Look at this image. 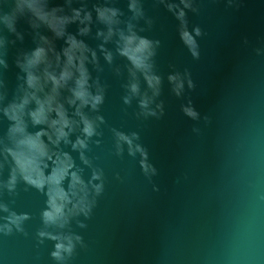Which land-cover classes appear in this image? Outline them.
I'll return each mask as SVG.
<instances>
[{"label":"water","instance_id":"water-1","mask_svg":"<svg viewBox=\"0 0 264 264\" xmlns=\"http://www.w3.org/2000/svg\"><path fill=\"white\" fill-rule=\"evenodd\" d=\"M141 3L146 19L136 30L159 41L160 92L149 105L156 115L141 114L143 94L152 96L142 74L141 95L124 103L130 63L116 38L106 45L113 63L105 61L96 23L83 39L97 50L103 70L88 68L105 99L83 111L102 117L97 134L87 137L77 123L57 143L48 125L27 120L47 146L33 169L18 160L13 122L0 111V264H264V0ZM96 4L121 9L124 21L132 15L129 0H87L89 9ZM31 46L29 36L21 47ZM17 71H8L10 87ZM177 74L179 95L169 80ZM78 139L87 147H74ZM56 207V221L46 223ZM60 243L74 245L63 261L52 255Z\"/></svg>","mask_w":264,"mask_h":264},{"label":"clouds","instance_id":"clouds-1","mask_svg":"<svg viewBox=\"0 0 264 264\" xmlns=\"http://www.w3.org/2000/svg\"><path fill=\"white\" fill-rule=\"evenodd\" d=\"M128 7L132 15L124 21L121 9L107 4H96L89 9L87 0H0V111L13 122L9 138L15 143L18 160L38 169L40 158L47 154V146L41 140L42 133L33 135L27 132L29 119L34 126L46 124L53 129L57 143L61 140L68 142L70 131L77 123L83 124L82 130L87 137L97 134L102 117L93 119L83 111L88 107L98 111L106 92V86L98 77L93 81L88 68L93 64L98 71L103 70L97 50L83 39L92 33L94 23L103 25V28H97L95 37L102 40L98 48L105 61L110 65L113 63L114 54L106 45L116 38V52L130 63V80L125 85L128 95L123 98L124 103L130 105L133 97L141 95L137 74H142L152 96L143 94L139 101L141 114L156 115L149 105L160 92L161 78L153 70V57L159 41L142 37L136 30V22L146 19L141 0H129ZM183 15L181 12V18ZM21 22L26 29L20 27ZM147 22L151 23L150 20ZM72 25H76L74 32L69 30ZM196 32L199 34V29ZM182 35L186 42L193 43L189 33L185 31ZM29 36L32 46L21 47ZM58 41L63 44L58 46ZM13 50L14 58L10 64ZM13 64L18 71L15 86L10 87L7 74ZM116 71L119 73V69ZM169 80L179 95L183 81L178 74L170 75ZM65 104L75 108L79 122L69 117ZM158 107L162 110V105ZM184 111L193 118L197 115L191 108ZM74 147L86 148L87 143L78 139ZM60 211L56 207L55 214L46 212V223L55 222ZM73 250V244L60 243L52 255L63 261L65 254L70 257Z\"/></svg>","mask_w":264,"mask_h":264}]
</instances>
